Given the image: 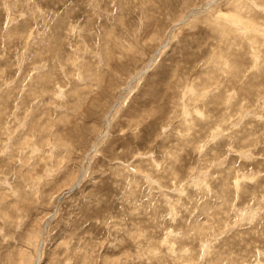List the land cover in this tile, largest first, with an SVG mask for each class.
Returning a JSON list of instances; mask_svg holds the SVG:
<instances>
[{"label": "rangeland", "instance_id": "rangeland-1", "mask_svg": "<svg viewBox=\"0 0 264 264\" xmlns=\"http://www.w3.org/2000/svg\"><path fill=\"white\" fill-rule=\"evenodd\" d=\"M0 264H264V0H0Z\"/></svg>", "mask_w": 264, "mask_h": 264}, {"label": "bare ground", "instance_id": "bare-ground-1", "mask_svg": "<svg viewBox=\"0 0 264 264\" xmlns=\"http://www.w3.org/2000/svg\"><path fill=\"white\" fill-rule=\"evenodd\" d=\"M188 18V17H187ZM186 18V19H187ZM178 26V25H177ZM176 28V26L171 30L170 32V35L172 34V32L174 31V29ZM153 61L150 62V64L147 66V68H150L151 67V64H152ZM74 188V187H73Z\"/></svg>", "mask_w": 264, "mask_h": 264}]
</instances>
